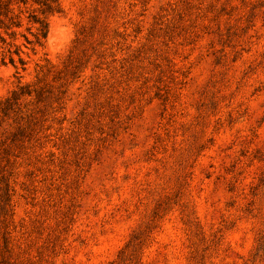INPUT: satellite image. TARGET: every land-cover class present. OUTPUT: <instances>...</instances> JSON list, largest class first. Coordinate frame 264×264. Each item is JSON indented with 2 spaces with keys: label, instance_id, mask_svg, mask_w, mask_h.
<instances>
[{
  "label": "rangeland",
  "instance_id": "1",
  "mask_svg": "<svg viewBox=\"0 0 264 264\" xmlns=\"http://www.w3.org/2000/svg\"><path fill=\"white\" fill-rule=\"evenodd\" d=\"M60 5L0 61V100L36 89L0 115V264H264V0Z\"/></svg>",
  "mask_w": 264,
  "mask_h": 264
},
{
  "label": "trees",
  "instance_id": "2",
  "mask_svg": "<svg viewBox=\"0 0 264 264\" xmlns=\"http://www.w3.org/2000/svg\"><path fill=\"white\" fill-rule=\"evenodd\" d=\"M59 11L60 0H0V61L5 63L8 57L17 67L20 62L25 70L27 60L22 54L26 53L23 45L30 49L43 45L49 33L48 16ZM24 30L34 39L29 38ZM20 37L26 42H18ZM14 55H17V61ZM35 91L30 84H19L9 96L0 100V115L7 117L17 111L20 99Z\"/></svg>",
  "mask_w": 264,
  "mask_h": 264
}]
</instances>
